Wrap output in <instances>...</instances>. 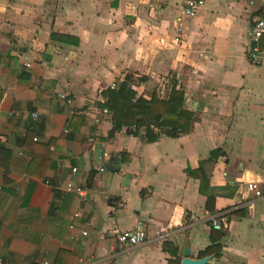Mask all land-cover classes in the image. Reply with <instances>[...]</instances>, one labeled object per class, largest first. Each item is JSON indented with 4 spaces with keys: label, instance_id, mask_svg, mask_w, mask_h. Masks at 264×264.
<instances>
[{
    "label": "crops",
    "instance_id": "1",
    "mask_svg": "<svg viewBox=\"0 0 264 264\" xmlns=\"http://www.w3.org/2000/svg\"><path fill=\"white\" fill-rule=\"evenodd\" d=\"M185 1L0 0L2 262L181 264L219 246L209 264H264L247 190L264 193V63L248 58L261 0H204L192 18ZM127 77L146 100L182 93L190 130L111 133L106 94ZM137 228L136 246L111 233Z\"/></svg>",
    "mask_w": 264,
    "mask_h": 264
},
{
    "label": "trees",
    "instance_id": "2",
    "mask_svg": "<svg viewBox=\"0 0 264 264\" xmlns=\"http://www.w3.org/2000/svg\"><path fill=\"white\" fill-rule=\"evenodd\" d=\"M132 83L134 81L127 77L125 82L120 83L115 89H109L106 94L104 108L112 115L111 133L120 131L123 127H134L135 132L137 129H146V134L149 136L152 133L151 126L154 125L160 131L163 130L167 136L175 138L190 130L192 113L182 112L179 103L182 101V93L172 89L167 100L154 97L146 100L138 97L130 88ZM223 235L220 233V237ZM213 248L218 250L219 246L206 248L199 257L209 255Z\"/></svg>",
    "mask_w": 264,
    "mask_h": 264
},
{
    "label": "built area",
    "instance_id": "3",
    "mask_svg": "<svg viewBox=\"0 0 264 264\" xmlns=\"http://www.w3.org/2000/svg\"><path fill=\"white\" fill-rule=\"evenodd\" d=\"M204 6V0H186L185 5L183 8V16L187 18L194 17L197 12ZM264 37V0H261V16L255 20L251 32H250V41L252 46L248 51V58L253 64H262L264 63V53L259 51V42ZM28 67L29 65L26 64ZM36 115L33 114V118ZM123 131L133 133L135 132V128H122ZM100 171L102 172L103 169L101 168ZM72 174L76 172V168H72ZM62 189L65 193L74 194L80 199H84L86 194V189L80 184H73L68 182L63 184ZM2 190V186L0 185V192ZM247 190L254 195L255 198L261 199L264 203V193L258 188L257 184L254 182L247 184ZM75 218L79 217V213L76 212L73 214ZM218 229V226H215ZM111 233L115 234L118 242L124 246H136L146 242V234L141 228H137L133 231H126L119 233L117 230H112ZM83 236L86 235L85 232L82 233ZM168 235L167 229L164 227L159 228L155 232V236L157 240H164ZM0 264H17L15 262H2L0 260Z\"/></svg>",
    "mask_w": 264,
    "mask_h": 264
},
{
    "label": "water",
    "instance_id": "4",
    "mask_svg": "<svg viewBox=\"0 0 264 264\" xmlns=\"http://www.w3.org/2000/svg\"><path fill=\"white\" fill-rule=\"evenodd\" d=\"M209 257H203L200 259L190 258V250L186 249L183 254V259L181 260V264H209Z\"/></svg>",
    "mask_w": 264,
    "mask_h": 264
}]
</instances>
